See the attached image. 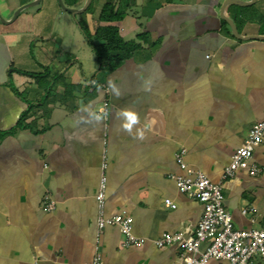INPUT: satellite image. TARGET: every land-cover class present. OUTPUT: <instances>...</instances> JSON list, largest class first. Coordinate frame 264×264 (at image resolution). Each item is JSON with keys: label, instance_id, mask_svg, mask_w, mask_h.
Listing matches in <instances>:
<instances>
[{"label": "crops", "instance_id": "obj_1", "mask_svg": "<svg viewBox=\"0 0 264 264\" xmlns=\"http://www.w3.org/2000/svg\"><path fill=\"white\" fill-rule=\"evenodd\" d=\"M30 1L0 0V264H88L96 254L102 264H174L180 247L151 240L191 234L202 212L171 178L186 174L181 149L188 168L221 182L236 228L264 225V141L251 156L258 173L221 179L264 118V0H131L111 24L125 40L148 37L110 70L99 69L79 21L93 32L108 24L98 20L103 4L118 2L91 0L89 13L72 15L39 0L11 19ZM105 100L106 119L97 116ZM102 172L105 215L126 210L143 245H124L115 226L97 235Z\"/></svg>", "mask_w": 264, "mask_h": 264}, {"label": "built area", "instance_id": "obj_2", "mask_svg": "<svg viewBox=\"0 0 264 264\" xmlns=\"http://www.w3.org/2000/svg\"><path fill=\"white\" fill-rule=\"evenodd\" d=\"M96 82L92 81V84ZM108 102H103L97 116L107 118ZM264 141V118L253 123L247 136L235 149L230 161L224 166L221 179L234 176L237 170L246 169L251 175L259 172L260 168L251 161L254 149ZM184 149L175 154L176 160L185 175H171L177 189L202 204V212L195 223L191 234L181 232H163L151 241L157 248L173 245L180 247L174 264H260L256 258L264 257V225L258 228L238 229L234 226L230 212L224 206V195L221 182L211 181L203 172H193L182 160ZM107 159L103 154L101 167L106 168ZM105 182L102 172L100 185L95 195L97 203V235L106 226H115L124 236V245L141 246L147 239L136 236L132 231L133 217L122 210L112 215H105ZM47 200L46 209H54V202ZM164 204L172 209L176 203L170 198L164 199ZM255 211L254 206L245 207L242 213ZM88 264H102L98 254Z\"/></svg>", "mask_w": 264, "mask_h": 264}, {"label": "trees", "instance_id": "obj_3", "mask_svg": "<svg viewBox=\"0 0 264 264\" xmlns=\"http://www.w3.org/2000/svg\"><path fill=\"white\" fill-rule=\"evenodd\" d=\"M122 0H117L118 3H114L113 1H107L103 4L100 13L98 15V20L101 22H107L106 25H98L91 32L88 29L86 23L84 26L81 21H79V26L82 33L87 38L89 45L91 46L97 64L99 65V69H115L119 66L124 60L130 58L136 51H138L141 47V41H144L147 38V33L142 32L137 35L135 39L125 40L119 33V29L117 26L111 24L114 21L120 20L124 17V15L128 11V2L126 4H122ZM131 1V0H130ZM172 0H166V2H171ZM79 0H71L69 4H78ZM92 4L88 6L85 13L91 11ZM21 73H25L23 71L17 70ZM26 113H23L16 127L22 126L24 123ZM4 133H1L2 135Z\"/></svg>", "mask_w": 264, "mask_h": 264}, {"label": "water", "instance_id": "obj_4", "mask_svg": "<svg viewBox=\"0 0 264 264\" xmlns=\"http://www.w3.org/2000/svg\"><path fill=\"white\" fill-rule=\"evenodd\" d=\"M38 1H39V0H32V1H30V2H27V3H25V4L21 5V6H19V7L14 11V13H13L11 19H14L15 17H17L18 14H19L21 11H23V10L29 8V7H32V6L36 5V4L38 3ZM90 1H91V0H86L85 3H84V5H83L81 8H70V7H67V6L64 4L63 0H58V3H59V5H60V7H61L62 9L66 10L67 12L71 13L72 15H75V14H79V13L84 12V11L87 9V7H88ZM224 19L229 23L230 28H231L233 34H234L236 37H240L239 34L237 33L236 29H235V26H234L233 22H232L231 20H229L227 17H224ZM0 21H1V22H7V20H5L1 15H0Z\"/></svg>", "mask_w": 264, "mask_h": 264}, {"label": "rangeland", "instance_id": "obj_5", "mask_svg": "<svg viewBox=\"0 0 264 264\" xmlns=\"http://www.w3.org/2000/svg\"><path fill=\"white\" fill-rule=\"evenodd\" d=\"M9 2L11 1V0H8ZM116 2H117V0H115ZM130 0H122L121 2H122V4H126L127 2H129ZM139 1V0H138ZM63 2L64 3H67V4H69V2H71V0H63ZM91 10H92V8H91ZM130 12V11H129ZM88 13H89V11H88ZM83 14V13H82ZM67 16V15H66ZM80 16H82V15H76V18H78L79 20L81 19V17ZM82 23V25L84 26V20L81 22ZM85 36V35H84ZM257 259V258H256Z\"/></svg>", "mask_w": 264, "mask_h": 264}, {"label": "clouds", "instance_id": "obj_6", "mask_svg": "<svg viewBox=\"0 0 264 264\" xmlns=\"http://www.w3.org/2000/svg\"><path fill=\"white\" fill-rule=\"evenodd\" d=\"M133 122H135L136 121V117L135 116H132L131 118H130ZM131 123H128V124H125L124 125V128H125V130H128V131H131Z\"/></svg>", "mask_w": 264, "mask_h": 264}]
</instances>
